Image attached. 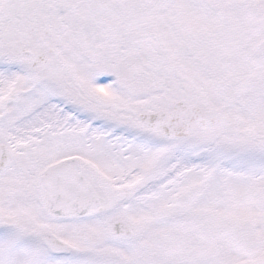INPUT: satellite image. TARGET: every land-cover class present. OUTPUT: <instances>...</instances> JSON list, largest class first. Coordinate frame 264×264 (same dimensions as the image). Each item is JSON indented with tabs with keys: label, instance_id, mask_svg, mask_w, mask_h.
<instances>
[{
	"label": "snow or ice",
	"instance_id": "6c2138e0",
	"mask_svg": "<svg viewBox=\"0 0 264 264\" xmlns=\"http://www.w3.org/2000/svg\"><path fill=\"white\" fill-rule=\"evenodd\" d=\"M0 264H264V0H0Z\"/></svg>",
	"mask_w": 264,
	"mask_h": 264
}]
</instances>
